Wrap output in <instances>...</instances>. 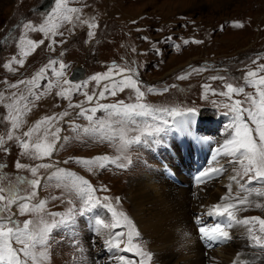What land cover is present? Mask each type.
I'll list each match as a JSON object with an SVG mask.
<instances>
[{"label": "rangeland", "instance_id": "1", "mask_svg": "<svg viewBox=\"0 0 264 264\" xmlns=\"http://www.w3.org/2000/svg\"><path fill=\"white\" fill-rule=\"evenodd\" d=\"M41 1L0 0V41L9 28L25 17L15 30L17 40L12 39L10 44L5 42L0 53V138L4 141L0 144V165L3 166L0 167V188L5 190L0 195L8 196L9 189H14L22 198L0 213L4 218L0 222L7 227L23 228L24 222L29 221V232H38L45 225L57 222V226L46 233L45 243L37 244L33 249L37 255L36 264L89 263L96 253L95 245L100 250L105 237L111 239L117 233L121 235L120 246L115 247L116 260L119 261L116 264H128L129 261L141 264L146 260V257L136 254L137 247L151 254L147 264H157L154 252L141 234L131 202L130 186L152 168L157 169L159 164L164 174L168 166L179 168L171 158L176 152L181 156L178 153L179 139L186 138L183 133L172 137L178 133L174 130L178 121H191L194 133L190 135V142L200 140L208 145V140L213 139L218 141L216 148L219 150L226 140L231 139L229 133H234L230 127L233 117L224 105L240 100L242 108L255 110L256 106L249 97L258 102L257 89L264 90V86L248 83V80L264 76V71L260 70V65L264 64V0H67L68 8L80 10L62 13L71 16V22L52 16L56 0L49 14L32 11ZM26 24L36 28L46 24L48 29L62 35L32 31L24 27ZM88 24L97 26L89 28ZM237 24L243 27H237ZM55 25L58 27L54 28ZM89 31L93 35L89 36ZM184 40L190 43L184 44ZM196 40L201 43L191 42ZM19 60H23V64L18 63ZM50 60L56 61L53 67L62 72V76L57 77L51 68H45ZM9 62V67H4ZM60 64L64 65L63 69ZM113 65L117 67L109 73ZM76 66L86 67L87 72L83 79L71 81L70 76ZM41 68H45V73L42 78H37ZM120 68L134 69L133 79L139 81L138 86L145 93L140 103H146L153 109L175 108L185 113L183 116H170L167 111H155L151 116H134L136 124L129 123V128L149 123L158 124L166 131L158 136L142 137L140 143L131 144L123 153L117 151L118 138L108 139L110 130L99 125V121L111 123L108 120L110 110L97 108L95 113L90 111L100 104L138 102L134 89L125 87L120 90L123 87L119 84L123 79V74H118ZM248 71L257 75L245 79ZM97 74H106L109 79L95 81L92 77ZM180 76L187 78L178 79ZM212 77L223 79L214 80ZM65 80L69 83L65 84ZM227 83L243 87L244 92L232 93L231 97L221 96V92L227 91ZM205 84L210 85L209 90L203 87ZM73 85L80 87L76 89ZM106 88L114 89L116 94H109ZM147 88L155 91L147 92ZM61 91L64 96L57 95ZM100 92L105 93L103 97H100ZM85 93L93 96V100L88 101ZM70 103L87 109V115L93 119L80 115V108L69 107ZM188 109H194V113H187ZM65 111L68 115L62 116ZM44 117L54 119L45 120ZM114 118L120 117L114 114ZM13 119L17 120L19 127H12ZM165 120L167 124H164ZM245 121L250 127H256L246 114ZM37 122H40L38 128ZM30 129L34 130L30 136H25ZM9 134L13 139H8ZM135 134L129 132V136ZM253 137L259 143L258 134L254 132ZM21 140L29 144L28 149L21 147ZM53 141L51 155H43L44 147ZM36 144L41 145L39 151ZM215 152L218 159L229 155L222 152L217 155ZM102 155L119 158L117 163L127 166L118 167L111 160L93 161L88 166L76 162L80 158L91 160ZM229 160L224 161V166H233L230 177L242 172L240 163ZM17 163L25 167L18 168ZM41 164L51 167H39L33 174L31 168ZM172 170L184 180V187H192L189 185L190 172L187 179L184 170ZM68 172L87 180L94 189L92 195L96 203L94 207L90 206V210L81 211L83 199L75 188H71L74 177L67 176ZM249 176H237L240 184L245 186L243 189L235 182L236 196L240 200L247 197L244 206L241 205L240 218H248L249 223H242L244 237L241 241L250 245L247 260L264 262V247L252 239V235H256L264 240V232L260 231L259 220L251 219L264 220V195H258L256 191L264 192V179L250 180ZM33 179L39 181L35 186L31 184ZM32 192L36 193L35 197H31ZM230 192L234 190L231 188ZM41 200L45 202L43 208L20 211L22 203L33 209ZM106 204L111 205L116 217L105 207ZM5 205L6 201H0V208ZM69 208H72L71 214ZM52 213L64 215L52 216ZM9 216L11 222L7 219ZM97 219L108 224L118 219L119 224L116 228H103L96 224ZM209 219L206 218L205 222L208 223ZM129 232H132V251L126 250ZM136 233L140 234L137 236ZM11 243L15 249L22 247L15 239ZM41 252L47 255L42 257L39 255ZM18 256L26 259L22 252H18ZM121 257H124L123 261ZM0 264H7V261L0 260ZM27 264H33V261L28 259Z\"/></svg>", "mask_w": 264, "mask_h": 264}, {"label": "snow or ice", "instance_id": "2", "mask_svg": "<svg viewBox=\"0 0 264 264\" xmlns=\"http://www.w3.org/2000/svg\"><path fill=\"white\" fill-rule=\"evenodd\" d=\"M80 10L77 8H68L67 7V0H56V7L52 10V16H56L60 19L66 20L68 22L72 21L71 16L63 15L62 13L64 12H72V13H77ZM52 17L50 16L49 19ZM79 19V17H77ZM87 23V22H85ZM135 23V22H133ZM97 25L95 24H88L89 28H94ZM237 27H243L242 24H237ZM25 28H30L32 31H39L43 32L46 35L48 34L49 31H51L52 35H62V33H58L54 31V29H48L46 24H42L39 28L33 27L31 24H26L24 25ZM55 27H58V25H55ZM89 36L93 35L91 31L88 33ZM144 39H147L145 37ZM194 43H201V41L196 40V41H191ZM32 43V42H30ZM41 44L44 43L43 40L40 41ZM184 44L190 43L189 40H184ZM179 47V45H177ZM26 55V53H25ZM15 60V58H13ZM20 64H23V60L17 61ZM11 62L9 64H5L4 67H9ZM56 64L55 60H50L48 65L45 66V68H51L52 73L59 77L62 76L63 73L60 71H57L53 65ZM116 65H113L112 68L109 69V73L113 71L114 68H116ZM45 68H41L39 73H37V78H42L44 73H45ZM60 68L63 69L64 65L60 64ZM260 70L264 71V64L260 65ZM193 71H197V69H193ZM123 74V79L119 82L121 87V91H123V88H132L135 90L136 93V100L138 101L137 103L133 104H125L123 101L119 102L118 104H100L97 107H93L90 109L92 113H95L97 111V108L101 109H108L109 114H108V120L111 121V123H107L105 121H99L100 127L103 129L107 127L111 135H108V139H114L118 138V145H117V151L123 153L124 150L130 146L131 144L134 143H140L142 140V137H152V136H158L159 134L165 132V128L161 127L158 124H149V123H143L142 125L138 126L137 128H129V123L131 124H136V121L133 119L134 116H151L153 112L155 111H167L170 116H183L185 115L184 112L177 110L175 108L168 110V109H153L146 103H140L139 101L143 98L145 93L141 91L140 87L138 86L139 81L136 79H133V74H134V69L128 68H120L118 74ZM257 75L256 72L254 71H248L247 76L245 79L249 77H255ZM187 78L186 76H180L178 79H185ZM93 80L95 81H100L102 79H109V76L106 74H97L96 76L92 77ZM212 79H223V77H212ZM35 81V78L33 80V83ZM65 84H68L69 82L67 80L64 81ZM248 83L252 84H257L260 86H264V76H261L258 80H248ZM15 85H13L14 87ZM51 85H49L50 87ZM73 88L78 89L80 85H73ZM115 87V86H114ZM206 90L210 89V85L205 84L203 86ZM227 91L221 92V96L225 97H231L232 93H238V92H244L243 87H234L233 84L227 83L226 84ZM105 91L109 92L111 95H115L116 92L114 89H105ZM155 89L153 88H147V92H153ZM164 91H167V89H164ZM214 91V90H213ZM259 93V101L257 102L255 99H252L249 97L251 100L252 104L255 107V110L252 108H242L241 107V101L236 100L235 102L231 104H225L224 107L228 108L230 111V114L233 117L232 124L230 127L234 129V133L230 132L231 139H228L225 141L224 144V151L226 154L236 156L237 153H239V163L242 166V172H237L236 175H233L230 177V180L235 181L241 189H243L245 186L243 184H240L239 180H237V176H249L251 173L252 175L249 176L250 180H257V179H264V90H261L260 88L257 89ZM104 92H100L99 95L100 97L104 96ZM57 95L64 96L65 93L63 91L57 93ZM88 101L93 100V96L88 95L85 93ZM8 107H12V105H8ZM69 107H78L80 108V115L86 116L88 120H92L93 117L91 115H87L88 110L83 108L81 105H72L71 103L69 104ZM187 113L191 114L194 113V109H188ZM114 114L118 115L120 118L115 119ZM245 114L247 117L250 119L252 123L256 125L255 128H252L249 126V123L245 121ZM62 116H67L68 113L65 111L64 113L61 114ZM45 120H52L54 117H44ZM39 123L37 122V128L39 127ZM168 121L165 120L164 124H167ZM12 127L17 128L19 127V124L17 123L16 119L12 120ZM34 129H30L28 133H25V136H30L31 132ZM174 130L178 133H183L185 135H193L194 130L191 127V121L190 120H180L174 125ZM56 132H59V129L56 130ZM129 132H135V135L129 136ZM258 134L259 138V143L256 142V140L253 137V133ZM54 136L56 135L55 133L53 134ZM58 138V137H57ZM198 139V137H196ZM8 139L11 140L13 139V136L11 134L8 135ZM147 142V141H145ZM4 143L3 138H0V144ZM21 147L24 149H28L29 144L26 141L21 140L20 141ZM54 147V141L53 143L47 144L44 149H43V155H51V150ZM35 148L37 151L41 149L40 144H36ZM6 150V149H5ZM219 151V150H218ZM116 159H111L107 155H102L95 157L93 159H86V158H80L76 162L84 164L86 166L91 165L93 161H109L111 160L112 163H117ZM127 160V157H125ZM128 163H130V160H128ZM18 168H23L25 167L22 164L17 163L16 165ZM118 167H126V164H120L117 163ZM0 167H3L0 165ZM39 167H44L48 168L51 167L48 164H41L38 165L37 167L31 168V172L35 174L37 172V169ZM101 167H103V164H101ZM63 171V170H59ZM89 171H91V168L89 167ZM222 171L220 168H208L204 172L200 173V176L197 178L198 182L202 181L204 178H206L209 174H216L218 172ZM67 176L69 177H74L73 183L71 184V188H75L76 191L80 194V196L83 199V207L81 211L88 209L90 210V206L94 207L96 203L95 197L92 195V192L94 189L91 187L89 182L82 177L76 176L75 173L68 172L66 173ZM39 183L38 180L33 179L31 181V184L33 186L37 185ZM80 185H86L87 187H80ZM229 190L231 191L232 185H228ZM5 190L0 188V193H3ZM258 195H264V192H260L259 189L256 190ZM36 193L32 192L31 197H35ZM17 199H22L19 197V194L16 190L14 189H9V195L4 196L0 195V201H6V205L4 208H0V213H3L5 209L16 202ZM227 199V198H226ZM247 200V197L244 199L239 200L240 204H244ZM44 201L41 200L39 201L38 205H35L33 209H29V205L27 203H22L20 205V211H29V210H39L43 208L44 206ZM71 203V201H69ZM105 207H108L110 211L113 213V217H116V212L111 208V205H105ZM235 207L234 204L232 203H225L223 205L221 204H216L214 205L211 209H209V215H217V216H223L225 213L227 214V217L230 221H235L236 223H243V224H248L249 219H244V220H237L236 215H234L233 209ZM68 212L71 214L72 213V208H69ZM52 216H63L64 214L61 213H52ZM123 215V214H121ZM4 218L0 216V221H2ZM7 219L11 222V217H7ZM125 220H127V217H124ZM254 220H259V223L261 225L260 231L264 232V220H260L259 218H251ZM61 223L63 222L60 221ZM29 221H25L23 228L20 227H7L4 223L0 222V260H5L7 261V264H27V260L31 259L33 261V264H36L37 260V255L33 251L35 246L37 244H44L45 243V238H46V233L49 232L52 228L57 226V222L53 221L52 224L45 225L44 228L38 232H29ZM130 224L131 222L128 221ZM197 223H201V221L198 219ZM96 224L102 226L103 228H116L119 224V220H114L113 223L108 224L105 223L104 220L102 219H97ZM232 225L229 223L227 225H222L220 223H216L215 225H209L207 227L202 226L200 227L199 231L202 234L203 237L208 238L210 240H215V239H228L229 238V232L225 230V228H230ZM249 233L251 234V229H249ZM120 233H117V235L108 241L106 243L109 246H115L119 247L120 246ZM138 236L139 233H136ZM27 236V239L24 237ZM15 239V242L22 245L21 248L15 249L12 247L11 241ZM252 239L255 241L257 245H260L264 247V240L261 239V237L252 235ZM128 241L129 244L126 247L127 251H132L133 250V245H132V232L128 233ZM18 252H22L24 257L26 259L22 260L18 256ZM136 254L142 257H146V260H142L141 264H147V260L151 259V254L143 252L139 250L137 247ZM40 256H46V252H41L39 254ZM122 261L124 260V257L120 258ZM128 264H131L129 261ZM238 264V262H237Z\"/></svg>", "mask_w": 264, "mask_h": 264}, {"label": "bare ground", "instance_id": "3", "mask_svg": "<svg viewBox=\"0 0 264 264\" xmlns=\"http://www.w3.org/2000/svg\"><path fill=\"white\" fill-rule=\"evenodd\" d=\"M185 136L184 139L180 137V143H178V153L181 156H178L176 152L172 153L173 157H171L173 163H178L179 168L168 166L165 169V175L163 167L159 164L157 169L152 168L145 176L136 180L129 189L141 234L154 252L157 264H237V262L238 264H264L258 259L247 260L251 251L250 245L241 241L244 237L242 223L230 221L226 213L223 216L208 214L209 209L216 204L232 203L235 207L231 211L236 215L237 220H241L243 204L239 203L240 199L236 196L235 181L230 180L233 166L230 168L224 166V161L229 159L231 162L239 163V153L236 154L237 158L226 155L227 157L218 159V156H214L215 150L218 151L216 145L218 141L209 139L206 145L205 141L200 140L190 142L191 136ZM223 146L219 150L226 154ZM191 150L193 154L188 153ZM212 152L213 156H211ZM208 168H220L222 171L209 174L198 182L200 173ZM172 169L184 170L183 174L187 179L190 172L189 185L191 184L192 187H184V180L179 178ZM168 171L173 172L168 174ZM169 175L173 177L168 178ZM229 184L232 185L234 192L229 191ZM254 190L255 188L252 189V193ZM149 214L151 217H148ZM209 217V222H205V219ZM198 219L201 223H197ZM216 223L232 225L230 228H225L229 232L228 239L210 240L202 236L200 227ZM109 239L105 237V243L103 242V248L100 250L96 244V253L94 252L89 263L84 264H116L118 261L116 248L106 243Z\"/></svg>", "mask_w": 264, "mask_h": 264}, {"label": "water", "instance_id": "4", "mask_svg": "<svg viewBox=\"0 0 264 264\" xmlns=\"http://www.w3.org/2000/svg\"><path fill=\"white\" fill-rule=\"evenodd\" d=\"M47 6V5H46ZM86 75V69H84V67H78L76 66L74 69H73V72L70 76V80L71 81H78V80H81L85 77Z\"/></svg>", "mask_w": 264, "mask_h": 264}, {"label": "flooded vegetation", "instance_id": "5", "mask_svg": "<svg viewBox=\"0 0 264 264\" xmlns=\"http://www.w3.org/2000/svg\"><path fill=\"white\" fill-rule=\"evenodd\" d=\"M8 36H2L1 37V41H0V52L2 51L3 52V50H4V43L6 42V43H8ZM1 55V54H0Z\"/></svg>", "mask_w": 264, "mask_h": 264}]
</instances>
